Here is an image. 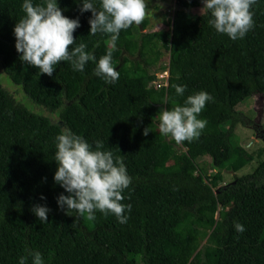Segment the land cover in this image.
<instances>
[{"label": "trees", "instance_id": "16d2710c", "mask_svg": "<svg viewBox=\"0 0 264 264\" xmlns=\"http://www.w3.org/2000/svg\"><path fill=\"white\" fill-rule=\"evenodd\" d=\"M21 3L0 0V67L33 104L18 103L0 84V264H18L21 255L31 264L34 250L44 264H264V160L216 193L219 172L237 173L256 158L231 138L238 125H253L235 107L264 95V0H253V25L243 38L217 33L205 10L194 15L200 0H176L166 30H148L142 18L120 31L115 47L110 34H89V11L58 0L63 15L79 17L76 43L97 58L111 51L114 82L94 73L95 60L83 71L58 62L51 76L20 60L12 29L24 15ZM164 50L168 61L157 69ZM157 71H168L167 87H155ZM174 84L186 86L183 95ZM199 90L212 97L199 114L207 124L181 142V151L155 117ZM41 108L59 119L44 117ZM63 126L121 157L130 176L122 200L131 204L126 223L98 210L89 220L58 208L63 189L53 180V140ZM206 156L217 173L201 170L198 160ZM34 203L50 208L46 221L32 213ZM234 221L245 230L236 232Z\"/></svg>", "mask_w": 264, "mask_h": 264}, {"label": "clouds", "instance_id": "9594fccd", "mask_svg": "<svg viewBox=\"0 0 264 264\" xmlns=\"http://www.w3.org/2000/svg\"><path fill=\"white\" fill-rule=\"evenodd\" d=\"M79 12L91 13L88 18L89 34H110L115 47L122 29L133 23L139 24L144 15V0H75ZM202 9L208 13L207 23L217 33L230 39L243 38L253 25L250 7L253 0H200ZM24 15L13 26L14 47L19 59L34 66L40 73L52 75L58 62L67 61L74 71H83L87 62L95 60L94 73L106 81L114 82L118 71L112 66V53L107 51L98 58L86 51V45L76 43L73 32L80 27L79 17L69 18L58 5V0H22ZM72 47L69 48L68 46ZM175 93L183 95L185 85L174 84ZM212 97L204 90L184 97L182 103L163 108L156 115L158 129L164 135L180 143L198 137L207 124L199 114ZM145 134L148 132L144 129ZM54 161L56 170L53 180L63 192L55 197L58 208L77 215L86 214L94 219L95 211L111 213L123 224L128 220L131 204L122 203L123 190L130 184V176L121 157H113L110 150L102 149V141L89 142L84 136L63 126L55 135ZM67 193V194H65ZM41 200L45 197L40 196ZM32 213L46 221L50 208L34 203ZM236 232H243L244 225L233 222ZM31 264H44L40 251H30ZM26 256L18 257V264H26Z\"/></svg>", "mask_w": 264, "mask_h": 264}, {"label": "rangeland", "instance_id": "374dc122", "mask_svg": "<svg viewBox=\"0 0 264 264\" xmlns=\"http://www.w3.org/2000/svg\"><path fill=\"white\" fill-rule=\"evenodd\" d=\"M145 8H144V15L143 18L148 19V30H166L168 27L165 23V21H168L169 18L172 17L174 9L177 8L176 6V0H165V1H159V0H151V1H144ZM202 8H196L192 9V13L194 15L202 13L204 10H201ZM191 9L188 10L190 12ZM163 51V57L162 61H168L167 53H164ZM0 84L2 87L11 93L15 98L16 101L20 104H23L26 107L32 108L33 104H31L29 98L23 91L22 86L16 85L12 82L9 75L5 73V71L0 67ZM235 109L237 111H240L244 113L246 116H248L252 121V126H242L238 125L235 129V134L231 138V143L236 146H244L249 152L255 153V160L245 167L243 170L232 174L231 172H219L221 173L220 176V185H226L231 183L236 176H240L243 174L251 173L255 167L259 163H261L264 160V152H262L261 156H258V152L262 149L264 150V141L260 137L259 132L264 134V97H260L258 95H254L243 102L239 103ZM161 110V109H159ZM158 110V112H159ZM256 120V121H255ZM229 124L225 123L223 125V128L227 130ZM255 128V129H253ZM257 130L258 133H255ZM171 136L167 135V139H170ZM178 149L181 151H184L185 149L182 147L181 142L177 143ZM199 161V165L201 167V170H203L204 174L212 175L214 172H218V169H213L212 166V159L209 156L201 158ZM214 171V172H213ZM217 217V214H216ZM206 239L202 240L201 246L199 250L203 249V245L205 244Z\"/></svg>", "mask_w": 264, "mask_h": 264}, {"label": "water", "instance_id": "95a60500", "mask_svg": "<svg viewBox=\"0 0 264 264\" xmlns=\"http://www.w3.org/2000/svg\"><path fill=\"white\" fill-rule=\"evenodd\" d=\"M140 30L142 31L143 29H142V27L140 26ZM256 95H258V96H260V97H264V95H262V94H256ZM42 108H41V113H42ZM58 113V112H57ZM57 113H55V114H52V113H50V112H43L42 113V115L44 116V117H46V118H51L52 119V121L54 122V121H56V120H58L59 119V116H58V114ZM256 121V120H255ZM219 171V170H218ZM225 171V170H224ZM229 172H231L232 174H235V172L234 171H229ZM234 182V180L231 182V183H233ZM231 183H229V184H226V185H222V186H220L217 190H216V193H218L219 192V190H220V188L221 187H227L228 185H230Z\"/></svg>", "mask_w": 264, "mask_h": 264}, {"label": "built area", "instance_id": "2783aa9c", "mask_svg": "<svg viewBox=\"0 0 264 264\" xmlns=\"http://www.w3.org/2000/svg\"><path fill=\"white\" fill-rule=\"evenodd\" d=\"M168 71H163L158 74L157 81L155 82V87L160 88V87H167L168 85Z\"/></svg>", "mask_w": 264, "mask_h": 264}, {"label": "flooded vegetation", "instance_id": "af4514ba", "mask_svg": "<svg viewBox=\"0 0 264 264\" xmlns=\"http://www.w3.org/2000/svg\"><path fill=\"white\" fill-rule=\"evenodd\" d=\"M162 57H163V56H162ZM162 59H164V58H162ZM162 59H161V61H160V64L156 67L157 69H159L160 66H161V64L164 63V61H162ZM156 73L159 74V71H157ZM253 129H255V128H253ZM257 130H258V129H256L255 133H258V132H259V131L257 132ZM262 140L264 141V139H262ZM236 177H237V176H236Z\"/></svg>", "mask_w": 264, "mask_h": 264}]
</instances>
